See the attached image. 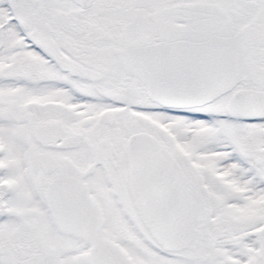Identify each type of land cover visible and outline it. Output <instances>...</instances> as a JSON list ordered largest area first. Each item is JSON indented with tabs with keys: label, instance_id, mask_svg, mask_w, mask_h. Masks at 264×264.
<instances>
[{
	"label": "snow or ice",
	"instance_id": "snow-or-ice-1",
	"mask_svg": "<svg viewBox=\"0 0 264 264\" xmlns=\"http://www.w3.org/2000/svg\"><path fill=\"white\" fill-rule=\"evenodd\" d=\"M0 264H264V0H0Z\"/></svg>",
	"mask_w": 264,
	"mask_h": 264
}]
</instances>
